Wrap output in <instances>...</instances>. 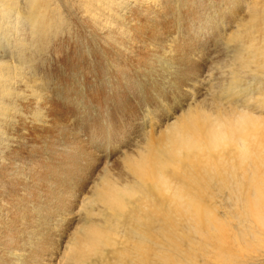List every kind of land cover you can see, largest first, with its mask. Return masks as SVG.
<instances>
[{"label": "bare ground", "instance_id": "1", "mask_svg": "<svg viewBox=\"0 0 264 264\" xmlns=\"http://www.w3.org/2000/svg\"><path fill=\"white\" fill-rule=\"evenodd\" d=\"M56 1V5L51 6L49 0H0V49H5V45L9 46L14 41H23L22 38L28 35H31L33 40L28 43L25 38V44L21 47L23 49L33 48L32 42L39 43L40 46V43L50 37L49 40L56 39L53 45L39 47V50L45 52L43 54L47 55L50 51L52 57L50 55L49 57L52 59L54 55L57 56L63 51L66 45H69L70 52L77 47L87 46L90 43L87 37L72 47L67 37H61L58 35L62 34L61 32L58 34L57 31L55 32V28L64 24L63 14L67 12L69 14L70 9L73 8L74 13L82 20L81 28L95 39L96 35L102 38L101 48L104 54L99 52L97 59L101 63L111 62L116 67L118 80L119 75L123 74L121 66L132 63L143 72L147 70L145 73L151 76L152 80L155 79L151 80L152 85H157L159 76L164 80L161 81L169 84L175 77L173 83L180 87L187 86L189 88L186 89L187 96L189 95V100L193 101L188 105L185 104L184 108H181L180 102L176 106V111H180L161 123L160 120V125L155 128L156 132L154 130L150 134L152 128L149 129L150 136L145 137L144 142L135 150L133 148L129 152L123 151V155L119 154L120 157L117 159L113 157L115 159L113 161H117L118 164L114 170L105 161L108 166L100 163V166L96 165L90 172L88 171L89 178L86 180L88 176L86 174L83 188L80 187L82 193L79 201L85 202L90 198L93 204L99 205L100 214L106 216L105 220L102 218L98 222L81 223L74 229L64 249L66 253H70L73 261L71 262L75 263L73 253H77L80 261L76 259L77 264H91L90 261H88L90 263L85 262L92 257L91 255H98L95 263L92 258L93 264H114V255L119 252L123 264H200L199 260L206 264L210 261L233 264L229 251L234 249L231 248L230 241L240 237L247 249L245 253L248 249L249 251L255 249L256 245L263 247L264 70L257 73L256 67L260 63L257 55L260 54L264 58V47L258 44L264 42V5L262 12L258 11L255 16L263 20L262 38L254 36L251 32L250 35H253L254 39L248 44V39L235 37L230 56L239 66L228 73L219 70V77L215 76L218 80L212 84L207 93L203 85L208 83L211 74L201 66L199 58L197 59L194 52L192 53L193 48L186 47L181 40L183 34L181 39L177 38L176 33L180 27L173 25L176 17L173 20L167 18V10L162 7V0ZM183 2L189 4L191 9L207 1L184 0ZM235 7L237 5H234V9ZM198 13V9L190 10L188 16L183 13V17L185 20H192ZM57 20L56 24L51 25ZM25 28L28 33H23ZM13 49L10 47L9 51L13 52ZM5 50H0V214H4L3 219L0 220V243H2L0 261L10 259L9 253H12L14 258L25 257L23 255L25 249L20 238L27 236L28 233L31 235L34 233V230H24L29 228L26 224L30 218L29 213H35L37 216L43 213L45 207L49 206L46 201L52 198L59 199V202L61 200V207L64 208L66 200L68 203L67 196L71 191V183L74 184L76 179H82L80 176L85 170L84 167L88 165L86 157L93 158L88 156L92 155V152L86 148V142L78 138L75 128L63 127L58 118L60 114H55L54 103L52 104L46 93L47 89L29 87V85L9 87L12 81L13 83L24 81L25 76L21 71L23 63L29 61L33 55L16 58L14 63L13 58H9L10 60L6 58ZM14 51H18V48ZM245 53L247 54L244 55ZM201 68L206 72L200 75ZM114 83L116 90L109 98L116 104L118 111L120 106L127 103L128 96L125 92L128 93L130 87H122L120 80ZM253 84L256 87H252ZM252 88H255V92ZM213 92H217L219 96L214 97ZM194 94L196 97L192 100ZM163 115L165 117L166 114ZM16 120L17 126H14ZM110 122L111 129L114 134L116 133L113 146L118 142L117 137L121 132L122 115L118 116L117 120L112 118ZM30 123L33 126H30ZM33 129L37 131L33 133ZM14 132L17 133L19 140L12 139V136H15ZM95 136L97 138L98 134ZM24 138L29 140L25 141ZM11 139L23 140L20 145L14 142L20 148L16 150L14 145L13 153L10 152ZM94 143L97 144L96 150L100 148V151H104L105 147L106 149L109 147L106 140L102 142L97 140ZM184 155L186 178H181L179 173H175L177 179L182 182L181 185L172 184L171 180L164 176L156 177L155 184L151 182L149 169L165 170L179 164ZM18 162L20 168L15 174L13 171ZM149 182L151 184H148ZM138 183L150 186V190H147L151 198L147 205L141 204L140 201L126 200V198L132 199L135 190L146 188L145 186L138 188ZM155 194H157L156 198ZM33 201L34 204L29 206ZM129 208H131L130 212L134 210L136 215L129 212L121 223L128 225L132 220L142 217L141 222L146 224L143 227L150 228L153 237L145 236L143 229H140L134 232L133 236L126 238L118 219L110 230L107 228L111 216H122ZM53 210L48 208L49 215ZM153 210L160 219L154 215ZM90 214L92 215L93 211L88 213ZM157 234L162 245L155 240ZM234 246L236 247V244ZM239 246L243 247V245ZM142 248L145 251L137 250ZM243 255L242 259L236 255L241 259L237 261L250 260L249 257L243 258ZM254 256L256 255L252 258ZM37 262L38 259L34 264Z\"/></svg>", "mask_w": 264, "mask_h": 264}, {"label": "rangeland", "instance_id": "2", "mask_svg": "<svg viewBox=\"0 0 264 264\" xmlns=\"http://www.w3.org/2000/svg\"><path fill=\"white\" fill-rule=\"evenodd\" d=\"M49 1L51 2V6L56 5L55 4L57 2L56 0H49ZM162 1H163L162 7L165 9V11L167 10L166 11L167 18L169 20H173L176 17L175 23L173 25L176 27H180V29H178V32L176 33L177 38L181 39V37L183 36L181 40L186 44V47H188L190 49L193 48V49H191L192 53L194 52L195 57L197 59L199 58L198 59L199 63L202 64L201 66L205 70H208V73L211 74V78L208 80V83L206 82L205 85H203V87H205V89L207 90V93H209V89L211 88L212 84L216 80H218L216 77H219V73H220L219 70L222 69L223 72L228 73L229 71L237 68L238 64L234 63L232 57L230 56V55H232L231 54L232 53L231 48L235 43V41H234L235 37L237 39H248V44H249L250 40L252 41L254 39V36L262 38L263 30L261 28V22H263V20L262 19L259 20L258 18H255V16H256L258 11L260 12L263 9L264 0H228V2H227V0H205L207 2L205 4H203L204 6L201 5V3H199V5H201L200 7H199V5H198V7L193 6L191 9H190L189 4L183 2L184 0H182V1L181 0H162ZM165 2H166V4H165ZM229 2H230V4H229ZM205 5H207V6H205ZM227 5L229 7H227ZM234 5H237V7H235V9H234ZM245 7H246V9H243ZM220 8L222 9V11ZM174 9H175V11H174ZM196 9H198V12H199L197 17H196L197 19L195 18L196 20L195 19H192V20H185L184 19L183 13L186 14V16H188V12L190 13V10H196ZM233 11H235V12H233ZM217 14H218V16H217ZM63 16H62V19L64 21V24L62 27L55 28V32L57 31L56 32L57 34L59 32H61L62 34L59 33L58 35H60L61 37H67L69 40V43H70V45H72V47H74L76 44L83 41L85 39V37H87V40L90 42L89 44H87V46H85V47L81 46V48L77 47L78 49L75 48L73 52H70L69 45L68 46L66 45L65 49H63V51H61L64 54L59 52L58 55L57 56L54 55V57L52 59V58H50V57H52L49 54L50 51H48L49 53H47V55L43 54L45 52H42L41 50H39L40 49L39 47L40 46L43 47V45L44 46L53 45L56 43V39L52 38L54 40V41H52V40H49L51 38L50 37L49 39H47L48 42L45 41L43 43H40V46H39V43L35 44L34 42H32L34 44L33 48L31 47V49L30 48L23 49L21 47L25 44V42H24L25 38H26L25 41L28 43H30V41L33 40L32 36L28 35V36L24 37V39L22 38L23 41H16L17 43L14 41V43L13 42L10 43L9 46L5 45L6 50L5 49H0V50L1 51L5 50L6 58L8 60L13 58L12 62H14V63H16V61H14V59H16V58L17 59L18 58H24L30 54L33 55L29 61H26L23 63V68L21 69L23 75L25 76L24 81L22 82L23 85H22L21 81L18 83H13V81H12V83L9 84V87H12V85H13V87H14V85H15V87H22V86L28 87V85H29V87H41V88L43 87V90H44V88H45V90L47 89L46 93L48 94L50 100L52 101V104L54 103V107L52 106L55 109L54 112H55V114H60L59 115L60 117L58 116V118L61 120L63 127H70L71 126L72 128H75V132H76L78 138L82 139L84 142H86L85 143L86 148L90 149V151L92 152V155H88V156H92L93 158L90 159V157H86V159H87L86 161H88L87 162L88 165H87V167H84L85 170L83 171L82 175L80 176V177H82V179H76L77 182L75 180L74 184L71 183V185H72L71 191H69L68 194L69 195L72 194V195L67 196L68 197V203L66 200V205L64 208L61 207V203H60L61 200L59 202L58 201L59 199L52 198V200L46 201L47 206L49 205L48 208L54 209L53 212L51 213L52 215L51 214L49 215V212L47 211L48 210L47 207H45L46 210L43 213L39 214L38 216L35 213H32V212L29 213L30 218H29L28 223H26L29 225V228H26L24 230L25 231H28L29 229H30V231L34 230V233H33V235L28 233L27 236L20 238V240L22 241V247L25 249V252L23 253V255L25 257H19L18 258L17 256H15V258H14V255L12 253H9V256H11L10 259L4 260V261H3V259H1L0 262L1 263L3 262L2 264H6L8 262H9V264H19V263L29 264L30 262H31L30 264H34L37 259H38L37 264L38 263L39 264H77L76 259H78V262H80L79 261V255L77 256V253L72 252L73 256L75 258L74 259L75 263H72L73 261H72L70 253H68V252L66 253V250H64L66 247L67 241L72 236L74 229L77 226H79L81 223L98 222L102 218L105 220V216H106L105 214H100L99 205L93 204L92 200L90 198H87V196H86L87 199L85 200V202L89 201L88 203H85L83 201H79L80 195L82 193L81 188H83V185H84L83 181L85 180L84 177L86 178V174L88 175L86 178V180H87L89 178V172L92 170V167H94L96 165L100 166V163H105L107 166H108L107 163H109V165H110L109 167H111L112 170H114V168L117 167V165H118L116 163L117 161H113L114 158L117 159L121 155H123V151L129 152L133 148H134L133 150H135L142 142H144V140L148 136H150L152 131L154 132L155 128L157 126H159L161 122H163L166 118L172 117V115H175L180 111V110L176 111V109H177L176 106L179 105L180 102H181V104H180L181 108H184L185 104L188 105V104L193 102V101L189 100L190 96L189 95L187 96L188 90H186V89H189L187 86L180 87V85L173 83V81L176 80L175 77L173 78L171 84H169V83L163 82L164 80L158 74L159 82L157 83V85H152V81H154L155 79L152 80L151 76H149L147 73H145L147 70H145L143 72L140 68L134 67L133 64L130 63L132 66L130 64L121 66L122 67L121 71H123V74L119 75V80L121 82L122 87H130L129 92L128 93L125 92V95L128 96L127 97V103H130V105H128L127 103L123 104L122 106H120V109L118 111H116L117 110L116 104L111 102V100L109 98L113 95L114 91L116 90L114 87V85H116V84L114 82H119V80L117 78V73L115 71L116 67L113 66L111 62L105 63L103 61L101 63L97 59V56H99L98 55L99 52H100L99 54H104L102 51V48H101V46L103 45L102 38L100 36L96 35V39H95L91 36V34L89 32H87L86 30H83L81 28L80 22L82 20L74 13L73 8L70 9L69 14L67 12L66 14H63ZM215 16L217 18H219V16H220V18L217 19ZM223 16H224V18H223ZM57 22H58V20L53 21V23L51 25H54V23L56 24ZM209 24L211 25L212 28L210 27ZM65 26H67V27H65ZM63 27H64V29H63ZM203 28H205V29H203ZM213 29H214V31H213ZM204 30H206V31H204ZM75 32H76V34H75ZM251 32L254 36L250 35ZM23 33H28L26 31V28H25ZM238 34H239V36H238ZM229 36H231V37L229 38ZM193 41H194V43H193ZM51 42H53V43L51 44ZM190 42H191V44H190ZM258 44L260 46L264 47V42H261ZM14 46H16V47H14ZM8 47L9 48L13 47L14 49L18 48V51H14V49H13V52L9 51ZM216 47H217V49H216ZM32 49H34L35 51ZM35 52L37 54H35ZM246 54L247 53H245L244 55H246ZM49 55H50V57H49ZM73 56H74V58H71ZM202 57H203V60L201 59ZM257 58L260 61V63L256 67V72L260 73L264 70V67H263L264 58L261 57L260 54L257 55ZM218 59L221 61H219ZM107 61H109V60H107ZM217 65L219 67H217ZM218 68H220V69H218ZM201 69L199 70L200 75L202 73L206 72L204 69H202V70ZM157 70L159 72V69H157ZM128 75H129V77H127ZM153 78H156V77L153 76ZM213 78H214V80H213ZM34 79H35V81H33ZM161 80H163V81H161ZM181 81H182V79H181ZM19 83H20V85H18ZM144 87H146V88H144ZM252 87H256V86L253 84ZM252 90L255 92V88L254 89L252 88ZM185 92H186V94L184 95ZM195 95L196 94L193 95L192 100H194V98L196 97ZM212 95L214 97L219 96V95H217V92H213ZM94 96H96V99ZM146 96H147V98H146ZM97 97H99V98H97ZM166 97H168L169 99ZM171 97H172V99H171ZM225 97H226V95H225ZM223 99H224V96H223ZM168 101H169V103H168ZM182 104H183V107H182ZM170 105H172V106H170ZM251 107H253V106H251ZM160 108H162V109H160ZM56 110H57V112H56ZM157 111L159 114L158 113L156 114ZM160 113L162 115L166 114L168 117L166 115L164 117V115L162 116V115H160ZM120 115H122V125H121V129H120L121 132L119 133V136L117 137L118 142H115L112 146V143L116 139L115 138L116 133L114 134V131L111 129L112 125H111L110 120H112V118L117 120L118 116H120ZM151 115L156 116V117H152ZM134 117L136 118V120ZM156 120H157V122H156ZM159 121H160V123H159ZM16 122H17V120L15 121L14 126H17ZM153 124H154V127H153ZM30 126H33V124H31ZM148 126H150V127H148ZM96 127L97 128L99 127V128L95 129ZM100 127H102V128L100 129ZM139 127H141V128H139ZM151 128H152V130H151ZM33 131L36 132L37 129H36V131L33 129L32 132ZM155 132H156V130H155ZM14 133H15L14 134L15 136H12V139L19 140L17 133L16 132H14ZM97 134H98V137L96 138L95 135H97ZM120 136H121V138H119ZM26 139L24 138L25 141L29 140V139L28 140H26ZM14 140H12V142L10 143L11 144L10 145V152L11 153H13L14 145L16 143H19V145H20L23 142L22 139H20V141H14ZM97 140H99V142L106 140L109 147H107V149L105 147L104 151H100V148H98L97 149L98 151H97L96 150L97 144L94 143ZM14 142H16V143H14ZM30 144H32V143H29V145ZM18 147L20 148V146L15 145L16 150ZM0 150H1V146H0ZM119 154H120V156H119ZM103 159H104V162H103ZM93 163H94V165H93ZM185 166H186V163H185V155H184L181 158V161L179 164L171 166L165 170L154 171L153 169H149V172L151 174V182L155 184V182L157 183L156 177L164 176V177L169 178L171 180L172 184L181 185L182 182L177 179V177L175 176V173H179L181 178H186ZM19 168H20V164L18 162V163H16V166H15L13 173H15V174L18 173ZM85 172H88V173H85ZM80 182H82V183H80ZM151 182H149L148 184H151ZM77 183H78V185H77ZM148 184L144 185V184L138 183V185H139L138 188L142 187V186H145L146 188L142 189L140 191L135 190L132 199L126 198V200L127 201H130V200L140 201L141 204L147 205L148 201H150V198H151V194L148 191V190H150V186ZM54 188L52 190H54ZM74 189H76V190H74ZM75 193H77V195H75ZM73 197H75V199ZM156 197H157V194H155V198ZM72 198L74 199V201L72 200ZM34 202L35 201H33V203H29V206H31V204H34ZM67 205L69 206L68 210H67V208H68ZM130 210H131V208H129V210L127 209V211H124L122 216H117V217L111 216V221H110V224L108 226L104 222L106 224L107 228L110 230L112 225L115 223L116 219L119 220V223L123 222L127 218ZM90 211H93L92 215L91 214L88 215V213H90ZM153 212H154V215L160 219V217H158L156 215L157 212L155 210H153ZM78 213H79V215H78ZM130 213L133 215H136L134 210ZM3 216H4V214H0V220L3 219ZM141 219H142V217L136 218V219L132 220L128 225H126L125 223H121V226H122L121 231L125 233L126 238L133 236V233L137 232L140 229H143V234L145 236H152L153 237L152 230L150 228H144L143 226L146 224L142 223ZM25 227H26V225H25ZM102 229H105V227H102ZM116 231H118V230H116ZM248 239H250V238L248 237ZM155 240L157 243H160L162 245V242H160L159 234L156 235ZM50 242H52V243H50ZM230 243H231V248L234 249V251L228 250L229 253H231L230 256H232V258L230 257V259H232L234 261L233 264H252V263L264 264V262H263L264 261V257H263L264 256V245H263L264 243L262 244L263 247H260V246L256 247L257 246L256 245L255 249L253 248L252 251H249V249H248L249 253L248 252L245 253L247 251V249H246V247H245V245H244V243L240 237L236 238L235 240L230 241ZM42 244H43V246H42ZM235 244H236V247L234 246ZM0 245H2V243H0ZM239 245H243V247H241ZM232 246L235 248H233ZM49 249L51 250V252ZM106 249H108V248H106ZM242 249H244V250H242ZM40 250H41V252H40ZM104 250H105V248H104ZM137 250L145 251L144 248L137 249ZM32 251H33V253H32ZM235 251L237 253H235ZM49 252H50V254H49ZM55 253H56V255H55ZM243 253H244V255H243ZM262 253H263V255H262ZM153 254H154V252H153ZM235 254L238 257H240L241 259H242V255H243L244 256L243 258L247 257V259H248V257H249L250 260L253 257V255H256V256H254V258H252L251 262H249L250 260L246 261L244 259V262H246V263H244L243 261L239 262V261H241V259L237 258V256ZM44 255H45V257L47 255L48 256L45 258ZM32 256H34V257H32ZM91 256H90L91 258H88L89 260L86 259L85 262H87V263L91 262V264L95 263V260L98 259V255L97 256L91 255ZM35 257H36V259H34ZM261 257H262V259H261ZM67 258H68V260H66ZM92 258H94L93 263H92ZM237 259L239 261H237ZM28 260H29V262H28ZM122 260H123V258L121 257L119 252L114 255V259H113L114 264H123ZM88 261H90V262H88ZM22 262H24V263H22ZM199 263L200 264H206L202 260H199ZM213 263L214 264H221L220 261H214V262L210 261V263L208 262V264H213Z\"/></svg>", "mask_w": 264, "mask_h": 264}]
</instances>
